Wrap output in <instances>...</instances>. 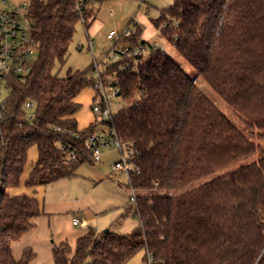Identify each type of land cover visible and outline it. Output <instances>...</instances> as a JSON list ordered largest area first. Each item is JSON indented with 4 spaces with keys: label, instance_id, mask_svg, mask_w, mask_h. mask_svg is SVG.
Listing matches in <instances>:
<instances>
[{
    "label": "trees",
    "instance_id": "trees-1",
    "mask_svg": "<svg viewBox=\"0 0 264 264\" xmlns=\"http://www.w3.org/2000/svg\"><path fill=\"white\" fill-rule=\"evenodd\" d=\"M94 15L88 0H30L37 58L26 75H0V96L8 90L0 102V264H31L36 256L26 248L16 260L11 248L43 214L36 197L9 193L20 185L29 150L36 146L38 157L27 187L73 178L95 162L86 144L101 127L135 152L140 174H130L129 187L139 192L140 227L128 235L90 229L74 249L53 242L55 264H126L142 249L152 264H264V0H174L152 20L243 128L165 50L141 40L135 23L122 41L149 53L102 73L117 81L124 106L80 130L76 99L97 89L88 76L94 64L64 78L53 69L65 62L78 23L88 28Z\"/></svg>",
    "mask_w": 264,
    "mask_h": 264
},
{
    "label": "rangeland",
    "instance_id": "rangeland-1",
    "mask_svg": "<svg viewBox=\"0 0 264 264\" xmlns=\"http://www.w3.org/2000/svg\"><path fill=\"white\" fill-rule=\"evenodd\" d=\"M141 0V2L133 1L130 6L122 7L120 4L112 2L91 3L94 8L98 20L104 22L99 32L88 39L86 28L83 21L77 25L74 39L70 44L64 63H57L53 69V73L61 78L66 77L69 70L72 71H87L94 62H98L99 69L104 72L106 65L114 63L111 47L114 41L107 38L110 30L123 31L125 27L135 18L136 14L140 13L147 18L157 19L162 10L173 5L174 0ZM91 2V1H90ZM9 0H0V9H5ZM21 5H29V1L19 3ZM8 5H11L10 3ZM91 23V21H90ZM91 46H89V41ZM82 43V49L79 44ZM149 43L158 48L165 50L169 56L175 60L181 68L193 78V81L201 88V90L212 99L225 115L232 120L238 127L243 128L242 122L234 111L222 100V98L212 90V88L195 72L191 65L182 58L176 50V47L168 42V40L158 31L151 38ZM150 51L149 46H146L142 53L147 55ZM104 62V63H103ZM93 73L89 72L90 77ZM113 83V78H108V86L106 92L110 94L109 85ZM97 92L92 87L85 88L77 97V102L81 105L80 111L76 118L81 130L87 128L90 123L95 120L93 112L94 105L98 104L100 96H96ZM8 97V90L2 89L0 102ZM109 105L113 112L118 111L124 106V100L121 96H111ZM29 113H33L34 109H27ZM106 130L105 127L99 128ZM247 132V131H246ZM123 155L128 156V150L125 148L124 153H121L118 148H106L102 151L101 161L89 163L85 162L77 169V176L69 179H60L44 186L27 187L26 179L32 164L38 156L37 147H32L28 152L27 162L24 172L21 177V182L18 188H25L32 196L36 197L42 209L57 207L53 202L66 201L57 208L65 207L69 218L77 217L80 220L78 230L92 229L96 233H102L106 230H113L120 234L128 235L136 231L140 227V218L135 211L134 204L131 202V188L129 187L128 174H121L118 178L112 177L111 166L122 160ZM257 158V157H255ZM250 160L240 162L233 165L229 170L237 169L241 165L248 163ZM27 177V178H26ZM188 188V187H187ZM186 189V188H185ZM137 191V190H136ZM137 193H139L137 191ZM63 206V207H62ZM64 215V214H61ZM61 226L63 232H70L67 221L61 218ZM71 239L70 236H68ZM66 241L74 249V244L71 240ZM56 239L53 237L50 242ZM73 245V246H72ZM35 252V250H33ZM37 253V252H36ZM35 253V254H36ZM37 258V254L33 261ZM31 264H37V263ZM40 264H54V261L49 258ZM126 264H148L147 252L145 249L140 250Z\"/></svg>",
    "mask_w": 264,
    "mask_h": 264
},
{
    "label": "built area",
    "instance_id": "built-area-1",
    "mask_svg": "<svg viewBox=\"0 0 264 264\" xmlns=\"http://www.w3.org/2000/svg\"><path fill=\"white\" fill-rule=\"evenodd\" d=\"M28 9L29 5L25 4L16 5L10 9H0V75L5 73L26 75L31 71L37 58L39 44L32 36V25L28 20ZM133 33V30L127 28L121 32L114 30L108 34V39L115 42L110 49L114 62L120 61L123 57L132 55L139 57L142 54L143 48L133 50L129 43L122 41ZM89 44L91 46V42ZM102 73L98 62H94L92 75L95 78V86L97 88L96 96H100V100L98 104L94 105L93 112L96 120L104 122L109 120L114 113L109 105L110 97L119 96L121 91L111 83L109 85L110 94L107 93L108 81L104 80ZM114 82L117 83L116 80H113ZM1 107L3 108L4 105H1ZM26 108L35 109V104L28 102ZM33 117L34 112H27V118L32 119ZM86 146L92 152L95 162L101 161L102 151L106 148H118L121 153H124V145L116 137L115 133L108 129L105 131L97 129L88 138ZM127 150L128 156L125 157L123 155L121 161L111 166L112 177L118 178L123 173L128 174V176L133 172L140 174V170L133 164L135 157L133 148H128ZM131 194V202L136 204L138 193L134 188H131ZM79 224L80 220L74 218L73 225L77 226ZM153 260V257L148 255V264H152Z\"/></svg>",
    "mask_w": 264,
    "mask_h": 264
},
{
    "label": "crops",
    "instance_id": "crops-1",
    "mask_svg": "<svg viewBox=\"0 0 264 264\" xmlns=\"http://www.w3.org/2000/svg\"><path fill=\"white\" fill-rule=\"evenodd\" d=\"M23 1H26V0H9V3L11 5H8L9 3H7L4 8L10 9L13 6L21 5L19 3L23 2ZM28 1H30V0H28ZM45 1H47V0H45ZM88 1H91L90 4L91 3L97 4V2L98 3H103V2H106V3L109 2L110 3V2H112L114 4H120V6H122V7H126V6H130V3H132L133 1H137V0H88ZM138 2H141V0H138ZM143 2H145V1L143 0ZM169 6H171V5H169ZM167 8H169V7H167ZM152 20L153 19L147 18L146 16L138 13V14H136L135 18L131 20V22H133V23L130 22L128 24V26L125 27V29L130 28L131 30H133L135 32V28H136L135 23H137L138 26L141 27V29H142L141 40L149 43L150 39L154 38V36L158 33V29L155 27ZM104 24H105L104 22L97 19L96 13H95L94 18L90 23V26L87 28L86 25L84 24L85 28H86V33L88 35V39H89V37L97 34L99 32L100 28L102 26H104ZM111 31H114V30H110L109 33ZM107 38H108V35H107ZM90 42L91 41H89V43ZM154 44L156 45V43H154ZM89 46H90V44H89ZM82 47H83V44L80 43L79 48L82 49ZM34 163L32 164V167H33ZM32 167L30 168L28 174L32 170ZM27 192H28V190L25 188H18V189L13 188L9 191V193H11L12 195L26 194V195L32 196L30 193H27ZM32 197H34V196H32ZM39 203H40V201H39ZM52 204L54 206L57 205V207H58L62 204H66V201L61 200L58 202H53ZM40 206L42 208L41 203H40ZM57 207L55 206V207L49 208V209H46V208L42 209L43 214L33 220L34 227L32 229H30L27 233H25L20 240L14 242L12 244V246H11L12 253H13V256L15 257L16 260H20L22 258L23 253H24L26 248H32L33 250H35V253L37 252L36 253L37 258L35 259V261H33V263L40 264V263H43L44 261H46L47 259L49 260V258H51L54 261L53 252H52V247H53L54 241L50 242L51 238L54 237L56 239L57 243H61L63 241H66L67 239H69L68 236H70L71 239H69V240H71V243L74 244V246H75L77 239L87 232L86 230H78L77 229L80 224L77 226L73 225V219L77 218V217L69 218L67 216L69 211H67L65 207H63V206H62L63 208H57ZM61 214H64V215H61ZM61 218H63V220L67 221L66 226L68 228H70V230H71L70 232H67V233L63 232V228L61 226V221H62Z\"/></svg>",
    "mask_w": 264,
    "mask_h": 264
},
{
    "label": "water",
    "instance_id": "water-1",
    "mask_svg": "<svg viewBox=\"0 0 264 264\" xmlns=\"http://www.w3.org/2000/svg\"><path fill=\"white\" fill-rule=\"evenodd\" d=\"M108 232H109V230H106V231H105V233H108Z\"/></svg>",
    "mask_w": 264,
    "mask_h": 264
}]
</instances>
